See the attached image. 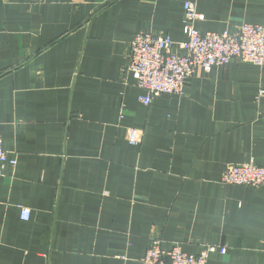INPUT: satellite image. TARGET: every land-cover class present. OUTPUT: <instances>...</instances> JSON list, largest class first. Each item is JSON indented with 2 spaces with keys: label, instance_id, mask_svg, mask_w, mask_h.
I'll use <instances>...</instances> for the list:
<instances>
[{
  "label": "crops",
  "instance_id": "crops-1",
  "mask_svg": "<svg viewBox=\"0 0 264 264\" xmlns=\"http://www.w3.org/2000/svg\"><path fill=\"white\" fill-rule=\"evenodd\" d=\"M186 1L0 0V135L17 160L0 176V264H141L155 237L264 264V185L221 182L264 166V66L197 68L149 106L126 69L139 32L184 52ZM190 1L202 32L264 22V0Z\"/></svg>",
  "mask_w": 264,
  "mask_h": 264
},
{
  "label": "built area",
  "instance_id": "built-area-1",
  "mask_svg": "<svg viewBox=\"0 0 264 264\" xmlns=\"http://www.w3.org/2000/svg\"><path fill=\"white\" fill-rule=\"evenodd\" d=\"M183 26L186 39L179 43L184 52L177 50V43L163 32L143 31L136 33L129 43L127 72L135 85L143 90L139 100L149 106L159 95H182L185 86L197 68L208 70L214 66H224L233 60L264 66V22L242 23L233 31L202 32L197 22L204 17L199 13L194 1L183 4ZM263 93V92H261ZM131 144L139 145L143 133L136 128L129 129ZM15 168L17 160L10 157L4 148L0 135V176L5 167ZM221 182L260 187L264 185V166L254 163L229 164L223 171ZM21 208V218L29 220L31 210ZM215 246H207L200 254L185 252L179 243L169 249L162 239L155 237L141 259V264H207L209 254L217 251ZM225 253V248H220Z\"/></svg>",
  "mask_w": 264,
  "mask_h": 264
}]
</instances>
